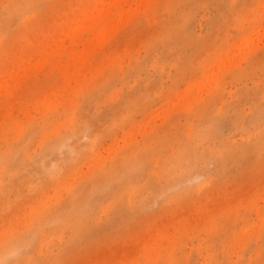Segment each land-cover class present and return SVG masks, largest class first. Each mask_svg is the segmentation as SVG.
<instances>
[{"label": "rangeland", "instance_id": "rangeland-1", "mask_svg": "<svg viewBox=\"0 0 264 264\" xmlns=\"http://www.w3.org/2000/svg\"><path fill=\"white\" fill-rule=\"evenodd\" d=\"M0 264H264V0H0Z\"/></svg>", "mask_w": 264, "mask_h": 264}, {"label": "bare ground", "instance_id": "bare-ground-1", "mask_svg": "<svg viewBox=\"0 0 264 264\" xmlns=\"http://www.w3.org/2000/svg\"><path fill=\"white\" fill-rule=\"evenodd\" d=\"M131 170H133V169H131ZM128 171V170H127ZM134 171V170H133ZM128 173V172H127ZM132 173V172H131Z\"/></svg>", "mask_w": 264, "mask_h": 264}]
</instances>
